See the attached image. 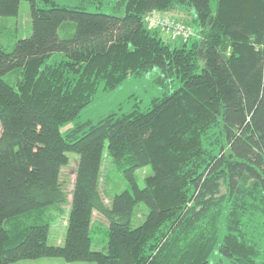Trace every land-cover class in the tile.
<instances>
[{
	"label": "trees",
	"instance_id": "obj_1",
	"mask_svg": "<svg viewBox=\"0 0 264 264\" xmlns=\"http://www.w3.org/2000/svg\"><path fill=\"white\" fill-rule=\"evenodd\" d=\"M22 1L31 34L10 48L0 25V264H208L217 248L232 264H264V0H120L122 15L0 0V18ZM182 6L195 9V34L180 46L145 25L148 13ZM154 67L157 82L180 86L62 132L99 89ZM105 153L129 184L108 198ZM67 212L64 240L49 243ZM98 218L104 250L92 246Z\"/></svg>",
	"mask_w": 264,
	"mask_h": 264
},
{
	"label": "rangeland",
	"instance_id": "obj_2",
	"mask_svg": "<svg viewBox=\"0 0 264 264\" xmlns=\"http://www.w3.org/2000/svg\"><path fill=\"white\" fill-rule=\"evenodd\" d=\"M61 5L75 6L80 4H85L88 11L91 12H103V13H115L118 15L124 14V9L117 8L116 5L120 0H57ZM176 12H159L162 16L172 20L176 24H181L188 28L195 34V25L192 22L195 16L194 7L182 6L176 9ZM7 27L5 31V36L2 41L13 48L15 45L14 35L16 38H25L29 36L32 32L31 23V8L28 1H22L20 5L19 14L15 17L0 18V25ZM152 29V28H151ZM154 30V29H153ZM159 35L171 44H176L180 46L185 40L180 35H176L174 30H165L163 28H156ZM56 58H60V54L55 55ZM162 75L161 69L159 67L152 68L149 72L144 73L141 76H129L123 83H121L117 88L113 90H103L99 89L95 99L83 108L77 119L62 127V132L64 133L66 129L76 122L92 120L94 122L99 121L103 117L107 116L111 112H128L135 106H140L142 109H146L149 103L154 97L162 96L165 92L172 91L180 86V80L176 77L173 82L168 84L167 87L157 82L159 77ZM16 73L11 72L6 79L11 80L14 83ZM1 133V124H0ZM71 164L64 169L63 178L70 180L67 186V190L71 192L74 180L75 166L78 160V156L75 154H70ZM103 168L108 171L107 184L103 181L102 192L105 198L112 197L129 187L128 182L124 177L118 173L112 163L111 159L107 153H105L103 158ZM108 169V170H107ZM106 172H104L105 174ZM152 173L150 166L138 169L136 172V178L140 187L145 186V177ZM108 201V200H107ZM69 208V205L67 206ZM146 208L141 205V209ZM69 210V209H68ZM69 212V211H68ZM68 212L64 216H59L51 224L49 243L51 244H61L65 238ZM144 214H140V219L143 218ZM93 238V249L104 250L108 242V224L98 218L93 225V230L91 232ZM264 248V245H263ZM82 264L83 262H77ZM94 264V263H92ZM208 264H232L231 260L223 256L219 249L217 248L212 254Z\"/></svg>",
	"mask_w": 264,
	"mask_h": 264
},
{
	"label": "built area",
	"instance_id": "obj_3",
	"mask_svg": "<svg viewBox=\"0 0 264 264\" xmlns=\"http://www.w3.org/2000/svg\"><path fill=\"white\" fill-rule=\"evenodd\" d=\"M145 25L149 28L156 29V28H163L165 30H174L176 35L182 36L184 39H188L191 37L193 32L188 28L184 27L181 24H176L172 20L162 16L158 12L148 13L144 17Z\"/></svg>",
	"mask_w": 264,
	"mask_h": 264
},
{
	"label": "crops",
	"instance_id": "obj_4",
	"mask_svg": "<svg viewBox=\"0 0 264 264\" xmlns=\"http://www.w3.org/2000/svg\"><path fill=\"white\" fill-rule=\"evenodd\" d=\"M177 10L170 11L169 13H174ZM13 264H80V263H69L64 261L63 259H58V258H42V259H37V260H23V261H18ZM82 264H92V263H82Z\"/></svg>",
	"mask_w": 264,
	"mask_h": 264
}]
</instances>
